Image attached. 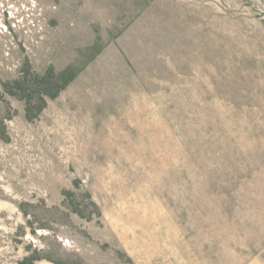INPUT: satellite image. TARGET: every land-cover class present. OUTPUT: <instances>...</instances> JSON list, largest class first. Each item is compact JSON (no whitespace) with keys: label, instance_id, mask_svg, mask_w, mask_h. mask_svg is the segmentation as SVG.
Listing matches in <instances>:
<instances>
[{"label":"rangeland","instance_id":"374dc122","mask_svg":"<svg viewBox=\"0 0 264 264\" xmlns=\"http://www.w3.org/2000/svg\"><path fill=\"white\" fill-rule=\"evenodd\" d=\"M0 264H264V0H0Z\"/></svg>","mask_w":264,"mask_h":264}]
</instances>
